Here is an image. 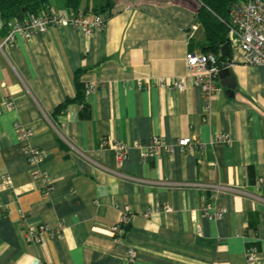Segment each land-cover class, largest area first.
Segmentation results:
<instances>
[{"label":"crops","instance_id":"obj_1","mask_svg":"<svg viewBox=\"0 0 264 264\" xmlns=\"http://www.w3.org/2000/svg\"><path fill=\"white\" fill-rule=\"evenodd\" d=\"M203 6L113 0L105 28L92 35L56 27L0 52V264H248L250 245L264 264V67L243 63L227 39L217 56L231 64L236 87L231 97L219 76L209 114L199 88L159 86L188 74L187 54L213 53ZM50 9L75 13L65 0ZM4 24L0 18V42ZM23 130L31 132L26 141ZM222 135L231 142L218 141ZM154 137L168 145L191 137L203 147L144 161L136 145ZM105 141L127 145V157L120 162ZM30 149L45 153L37 166ZM34 170L47 174L50 190ZM218 185L226 189L214 197ZM209 204L225 216L207 218ZM125 206L131 218L116 242L111 229ZM40 225L62 236L27 244V226Z\"/></svg>","mask_w":264,"mask_h":264},{"label":"built area","instance_id":"obj_2","mask_svg":"<svg viewBox=\"0 0 264 264\" xmlns=\"http://www.w3.org/2000/svg\"><path fill=\"white\" fill-rule=\"evenodd\" d=\"M107 18L105 15L98 14L89 18L82 13L67 15L54 10H47L35 16L24 19H15L8 21L6 24L7 34L0 42V52L5 48L15 46L19 39L28 40L32 37L45 34L52 28H72L87 35H92L96 30L105 28ZM228 34L227 39L231 47L237 49L247 65H256L264 67V0H243L236 3L232 9L231 17L226 23ZM188 74L182 77H176L172 80L161 79L159 86L162 88L174 89L183 92L189 88H199L205 102V110L209 114L212 108V102L221 90L219 75L224 66L231 67L228 62H222L214 53H189L186 56ZM95 91L94 85L86 88V95L90 96ZM31 132L23 130L20 137L23 141L28 140ZM224 144H229L231 139L228 135H222L217 138ZM104 147H110L116 150L118 160L122 162L128 155L129 147L116 141L103 142ZM142 149V159L147 161L158 157L161 153L172 154L175 148L182 151L190 150L191 152L199 151L203 145L193 140L191 137L178 140L177 145H168L161 137H154L149 146L145 147L137 144ZM29 161L32 165L37 166L45 157V153L39 149L28 150ZM34 179L45 185L50 190L47 174L41 170H34ZM259 184L262 180L258 181ZM5 184L11 185L10 180L5 178ZM226 189L222 185L213 187L214 197ZM5 210L0 204V212ZM6 211V210H5ZM171 208L166 207L165 213H170ZM224 210L217 209L214 205L209 204L204 207V215L207 218L218 220L225 216ZM131 218L130 207L125 206L122 210L119 224L112 227L111 232L116 242H121V236L124 228L129 224ZM56 233L62 236L60 230H51L47 225L37 227L27 226L24 238L27 244L42 246L48 242V238L55 236ZM259 249L256 245H250L246 249L248 264H261L259 260ZM128 261H136L135 251L130 248L128 252Z\"/></svg>","mask_w":264,"mask_h":264},{"label":"trees","instance_id":"obj_3","mask_svg":"<svg viewBox=\"0 0 264 264\" xmlns=\"http://www.w3.org/2000/svg\"><path fill=\"white\" fill-rule=\"evenodd\" d=\"M54 0H0V18L7 23L15 19H24L26 17L41 14L50 9ZM101 2L100 6L96 3ZM204 4L199 11V17L206 29L208 39V49L214 54L227 43V25L231 6L240 0H198ZM109 2L110 7L106 8ZM94 3L96 4L94 6ZM93 4V5H92ZM113 0H65L66 8L75 13L85 14H108L112 9ZM6 27V24H4ZM77 101L84 105V91L79 86ZM68 101L58 108V112H63ZM84 113H87V106H84ZM85 116V115H84Z\"/></svg>","mask_w":264,"mask_h":264},{"label":"water","instance_id":"obj_4","mask_svg":"<svg viewBox=\"0 0 264 264\" xmlns=\"http://www.w3.org/2000/svg\"><path fill=\"white\" fill-rule=\"evenodd\" d=\"M100 5V2H99ZM110 4L109 2H107L106 4V8H109ZM228 49V44H226L223 48H222V52L224 53L226 50ZM224 58L227 59V56L224 54ZM220 78L223 80V85L229 88V94L232 95L234 94L235 91V87H236V81H235V77L233 75V71L230 67L224 66L223 70L220 72ZM224 81H227L224 82Z\"/></svg>","mask_w":264,"mask_h":264}]
</instances>
